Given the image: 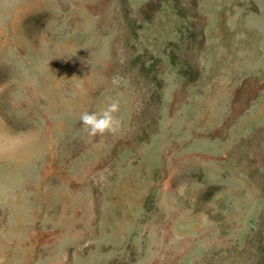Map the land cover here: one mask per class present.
Here are the masks:
<instances>
[{"label": "rangeland", "instance_id": "rangeland-1", "mask_svg": "<svg viewBox=\"0 0 264 264\" xmlns=\"http://www.w3.org/2000/svg\"><path fill=\"white\" fill-rule=\"evenodd\" d=\"M263 94L264 0H0V264H264Z\"/></svg>", "mask_w": 264, "mask_h": 264}, {"label": "clouds", "instance_id": "clouds-1", "mask_svg": "<svg viewBox=\"0 0 264 264\" xmlns=\"http://www.w3.org/2000/svg\"><path fill=\"white\" fill-rule=\"evenodd\" d=\"M119 111V101H113L99 112L82 113L80 115L82 130L91 137L117 134L122 127Z\"/></svg>", "mask_w": 264, "mask_h": 264}, {"label": "crops", "instance_id": "crops-1", "mask_svg": "<svg viewBox=\"0 0 264 264\" xmlns=\"http://www.w3.org/2000/svg\"><path fill=\"white\" fill-rule=\"evenodd\" d=\"M255 119H264V94L251 111Z\"/></svg>", "mask_w": 264, "mask_h": 264}]
</instances>
